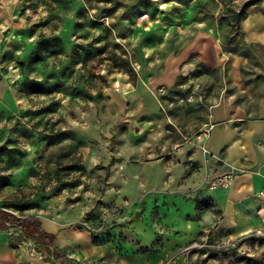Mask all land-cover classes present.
I'll return each mask as SVG.
<instances>
[{
	"label": "rangeland",
	"instance_id": "obj_1",
	"mask_svg": "<svg viewBox=\"0 0 264 264\" xmlns=\"http://www.w3.org/2000/svg\"><path fill=\"white\" fill-rule=\"evenodd\" d=\"M258 3L0 0V207L77 215L92 235L104 233L118 211L117 195L102 187L134 134L124 121L130 106L120 115L111 109L117 90L134 93L142 74L147 82L174 77L157 89H173L163 97L184 112L201 89H264V55L243 43L240 29ZM52 37L62 40L60 52L35 61L36 42ZM24 78L54 91L27 97L15 90ZM252 237L262 241L200 235L186 247L187 263L264 264V231Z\"/></svg>",
	"mask_w": 264,
	"mask_h": 264
},
{
	"label": "crops",
	"instance_id": "obj_2",
	"mask_svg": "<svg viewBox=\"0 0 264 264\" xmlns=\"http://www.w3.org/2000/svg\"><path fill=\"white\" fill-rule=\"evenodd\" d=\"M240 29L243 43L264 55V3L245 10ZM139 81L134 93L122 86L111 100L117 115L130 106L124 121L134 134L102 187L117 195L118 211L104 233L92 235L77 215L24 216L37 217L80 264H188L186 247L200 235L243 239L264 231V89H201L199 103L180 112L163 97L173 89H157L174 77ZM225 174L229 187H207ZM22 245L0 231V264H51Z\"/></svg>",
	"mask_w": 264,
	"mask_h": 264
},
{
	"label": "trees",
	"instance_id": "obj_3",
	"mask_svg": "<svg viewBox=\"0 0 264 264\" xmlns=\"http://www.w3.org/2000/svg\"><path fill=\"white\" fill-rule=\"evenodd\" d=\"M62 44V40L59 37L41 38L36 42V48L33 53L34 60L39 61L41 56L44 53L49 52L52 48L57 50L54 54H58L62 48ZM15 90L30 97L48 96L53 93L54 88L46 89L40 81L24 78L21 82L16 84ZM26 209H30V207L27 206L23 210ZM0 231L7 233L10 243L15 248L22 246L24 242L30 240L35 246L36 253L40 254L42 259L46 262L51 264H80L69 258L58 248L55 235L45 232L41 226V222L35 216L16 215L13 212L0 207ZM245 240L260 243L262 238L251 236L243 238L239 240V242ZM201 252L204 253L205 251ZM213 254H217V252H213Z\"/></svg>",
	"mask_w": 264,
	"mask_h": 264
},
{
	"label": "built area",
	"instance_id": "obj_4",
	"mask_svg": "<svg viewBox=\"0 0 264 264\" xmlns=\"http://www.w3.org/2000/svg\"><path fill=\"white\" fill-rule=\"evenodd\" d=\"M231 183V175L230 174H225L222 176H218V177H214L211 178L207 181V187L209 189H213V190H223L226 189L227 187H229ZM85 229H87L89 232H93V229H91L89 226L87 225H83ZM102 227H99V229H97V231L103 232ZM28 243V244H33L30 240H27L26 242H24L23 244ZM32 252H34V249H31Z\"/></svg>",
	"mask_w": 264,
	"mask_h": 264
},
{
	"label": "water",
	"instance_id": "obj_5",
	"mask_svg": "<svg viewBox=\"0 0 264 264\" xmlns=\"http://www.w3.org/2000/svg\"><path fill=\"white\" fill-rule=\"evenodd\" d=\"M94 209H95V207H92L89 211H87V212L85 213V216H86V217H89V216L93 213Z\"/></svg>",
	"mask_w": 264,
	"mask_h": 264
},
{
	"label": "bare ground",
	"instance_id": "obj_6",
	"mask_svg": "<svg viewBox=\"0 0 264 264\" xmlns=\"http://www.w3.org/2000/svg\"><path fill=\"white\" fill-rule=\"evenodd\" d=\"M123 89H125V88L123 87Z\"/></svg>",
	"mask_w": 264,
	"mask_h": 264
}]
</instances>
